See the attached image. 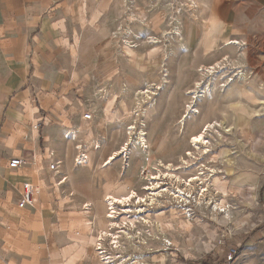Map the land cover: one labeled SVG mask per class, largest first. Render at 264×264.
Returning <instances> with one entry per match:
<instances>
[{"label": "rangeland", "instance_id": "obj_1", "mask_svg": "<svg viewBox=\"0 0 264 264\" xmlns=\"http://www.w3.org/2000/svg\"><path fill=\"white\" fill-rule=\"evenodd\" d=\"M44 4V13L62 20L58 61L69 85L59 90L67 98L61 112L36 121L35 137L26 135L41 158L36 169L47 177L42 188L26 181L38 190L29 207L38 208L37 194L44 192L49 204L58 205L53 213L59 223L43 224L41 236L27 233L31 257L42 254L41 264H65L64 250L88 238V256L78 264L94 261L96 239L110 224H99L92 199L108 187L101 163L117 152L109 167L126 190L109 193L133 192L146 200L108 207V215L115 212L108 220L120 227L110 232L122 233L123 252H139L145 264H264V0ZM214 13L227 39L240 42L233 52L223 45L220 51L243 62L226 73L219 97L214 79L202 72L213 60L200 48ZM214 104L219 112L212 113ZM85 114L92 118L85 120ZM236 115L246 133L236 126ZM217 121L226 129L208 133L210 143L195 149L191 136ZM52 153L61 161L57 171L50 169ZM82 154L86 161L79 160ZM24 161L23 168L34 163ZM216 203L226 204L230 218L212 210ZM129 235L134 243L126 241ZM231 248L236 257L228 262Z\"/></svg>", "mask_w": 264, "mask_h": 264}, {"label": "crops", "instance_id": "obj_2", "mask_svg": "<svg viewBox=\"0 0 264 264\" xmlns=\"http://www.w3.org/2000/svg\"><path fill=\"white\" fill-rule=\"evenodd\" d=\"M45 6L44 0H0V264H41L42 254L31 257L33 242L27 233L34 230L35 237L41 236L43 224H59L53 213L58 205L49 204L41 190L38 208H19L15 203L24 181L39 188L47 185L46 174L37 171L41 158L36 146L33 153L26 135L35 137L34 123L59 114L61 101L67 99L59 91L69 85L62 81L65 72H60L63 66L58 61L62 20L44 13ZM14 158L34 163L11 168L9 159ZM107 186L94 195V210L114 189L109 182ZM87 221L84 226L89 229ZM90 244L84 238L80 246L66 248L65 264L86 258Z\"/></svg>", "mask_w": 264, "mask_h": 264}, {"label": "bare ground", "instance_id": "obj_3", "mask_svg": "<svg viewBox=\"0 0 264 264\" xmlns=\"http://www.w3.org/2000/svg\"><path fill=\"white\" fill-rule=\"evenodd\" d=\"M209 25L210 26L207 28L208 29L207 32H205L204 35H202V38L200 40V48H201V54L204 55L205 57H207L208 59L213 60V61H212L211 65L204 66L202 68V72H203V74H207L208 76H211L214 79L212 90L215 92L216 97H219L218 94L220 92L218 93V90L220 89V83L223 84V82L224 83L228 82L227 79L224 81V79L226 78L225 77L226 76V73L229 70H231L232 67H234L236 65H239V64L242 65L243 62L237 56H235L234 58H232L231 56H229V53H222L220 51L221 50V46L223 45V47L226 48V51L233 52L236 49L240 48V42L238 40H235V39H233V40H228L227 39L225 26L222 25L221 21H219L216 13H214V15H211V17H210V24ZM227 30H228V28H227ZM246 45H247V43H246ZM239 53H240V51H239ZM248 54H250V53H248L247 52V49H245L244 52H243V55L246 58V64H251L252 65V63H249L251 61V59L249 58ZM255 58H256V56H255ZM235 60H238L239 63L236 64L235 63ZM243 61H244V59H243ZM254 62H256V61H254ZM228 63H230V67L228 66ZM213 79H212V81H213ZM197 85H199V84H197ZM208 93H209L210 97L213 96V94H211L212 92L208 91ZM217 111L219 112V109H218V106L215 105L214 108H213L212 113H216ZM195 112L198 113L199 111L198 110H195ZM192 116H194V114ZM236 116H237L236 126L239 127L242 130L243 133H246V129H245L244 125L239 122V119L240 120L242 119L241 115H240V117L238 115H236ZM218 127L219 128H223V130L226 129V127H224V124H223L222 121L221 122H218L217 121L215 123H206L204 125L202 131L199 134H197V135H195L193 137L191 136L190 139H191V143L194 146V148L198 150L201 147H206V145L210 143V141L207 139L206 135H208V133H210V132L216 131L218 129ZM227 131H229V130H227ZM217 134L219 135V131L217 132ZM117 154L118 153L116 152L114 154V156L109 160V162H107V163H103L102 162L100 169H104L103 174L109 180L108 181L109 182V186L111 188H114V189L117 188V187H120L121 191L123 192L124 190H126V186H124V185L123 186L122 185H118L117 180H116V173H115V171L111 167H109V164H113V162L116 160ZM188 155H191V153L190 152L187 153V156ZM79 160H80V158H79ZM156 187H158V185L157 186H154V188H156ZM216 188L217 189H220L218 185H216L215 189ZM152 189H153L152 187H151V189L148 188V190H152ZM151 193H154V192L152 191ZM224 193H225V191H224ZM133 198H135V199L137 198L139 203H142V202L145 203L146 202V200L143 197H140L139 195H136L133 192L131 194L129 193L127 195H114V194H110V193L107 194L105 196V198H103L101 200L102 202H100L99 205H97V207L95 209V211H96L95 212V214H96L95 216L98 219L99 224H101L103 226L104 225L106 226V224H114L113 222H110L108 219L109 218H115L114 215H112L115 212H112V214H109L108 215V211H109V208L108 207L109 206H112V207H110V210L111 209H115V207H114L115 205H126L129 202L133 201ZM212 210H216V211H218L219 214H221V215L224 214V215H226L225 217L230 218V214L228 212V209H227L225 203L224 204L223 203L222 204L221 203L220 204L219 203L218 204L216 203V205H214V209H212ZM143 221L145 223L148 222V220L145 219V218L143 219ZM87 222L89 223V221H87ZM134 223L135 222L132 220L131 221V224H134ZM87 225L89 226V224H87ZM185 225L188 226L189 225V222H187ZM187 226H186V228H187ZM166 227L167 226H164L161 229L164 230V228H166ZM167 228L168 229H171V226H168Z\"/></svg>", "mask_w": 264, "mask_h": 264}, {"label": "built area", "instance_id": "obj_4", "mask_svg": "<svg viewBox=\"0 0 264 264\" xmlns=\"http://www.w3.org/2000/svg\"><path fill=\"white\" fill-rule=\"evenodd\" d=\"M92 118L91 114H85L84 119L90 120ZM54 154L50 155L52 162L50 164V169L56 170L60 167L61 161L58 159H53ZM81 161H86L87 157L85 154H82L80 157ZM85 163V162H84ZM25 164V161L20 158H14L9 163L11 168H21ZM82 164V163H81ZM38 192L37 188L30 182H24L22 184V190L20 192V201L18 204L19 208L33 207L34 206V197ZM132 226V224H131ZM120 228L118 224H110L108 226V233L102 231V234L97 237L95 242L94 251L96 257L91 264H145L142 262L139 252H123L121 250L120 238L121 234L117 235L114 231L110 232L113 229ZM123 232V231H122ZM130 236V235H129ZM133 236H130V243L133 242L131 239ZM134 243V242H133ZM237 249L231 248L227 255L228 262H231L236 257ZM154 264V263H147ZM160 264H165V262H160Z\"/></svg>", "mask_w": 264, "mask_h": 264}]
</instances>
